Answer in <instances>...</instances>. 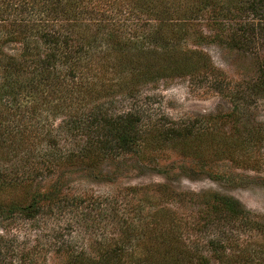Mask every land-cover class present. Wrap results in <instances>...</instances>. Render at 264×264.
Listing matches in <instances>:
<instances>
[{
    "label": "trees",
    "instance_id": "trees-1",
    "mask_svg": "<svg viewBox=\"0 0 264 264\" xmlns=\"http://www.w3.org/2000/svg\"><path fill=\"white\" fill-rule=\"evenodd\" d=\"M124 1L132 4L131 11L136 10L139 15L132 36L122 17ZM117 5H121L120 9ZM262 31L264 0H0V103L1 98L7 97L9 110L22 105L28 97L59 113L64 109L81 112L89 106L90 111H84V117L74 121L79 130L76 145L62 158L54 157L48 167L65 164L82 172L100 171L107 159L115 162L129 155L136 156L141 165L157 166L156 152L170 147L202 166L227 160L237 167H260L264 162V123L243 109L251 97L264 93V52L255 53L256 76L245 91H232L234 109L208 117L204 119L206 123L167 126L155 122L141 128L142 110L107 115L95 109L100 107V97L118 92H128L130 96L135 85L151 80L208 75L217 80L211 59L199 46L213 42L246 51ZM98 39L108 42L106 53ZM11 44L18 45V49L8 55L4 49ZM262 46L264 51V42ZM212 120L223 126L230 124L229 133L212 137L203 131ZM2 123L5 122L0 121V147L16 143L17 150L26 143L18 137L22 136L20 128L15 129L18 134L13 141L11 128L6 125L1 129ZM195 129L200 133L192 137ZM27 149L30 158L34 149ZM144 150L154 153L145 154ZM169 169L157 166L165 175ZM7 170L0 167L1 221L14 216L30 219L45 202L54 199L50 189L42 190L32 184L33 178H23L22 173L11 170L9 174ZM182 171L187 176L193 173L186 167ZM157 185L153 190L159 189L163 195L159 204L165 200L176 202L175 192L167 193L166 184ZM188 199L200 210L191 218L196 234L218 224L228 228L235 224L239 231L255 237L232 253L223 239L210 240L205 243L212 251L208 256L198 245H186L183 228L174 218L175 210L162 206L151 215L152 226H143L140 234L132 235L129 226L121 225L119 237L106 239L95 255L69 252L66 264H264V222L260 215L239 199L217 192L191 193ZM3 242L0 237V260L6 247ZM28 259L26 264L36 262L34 255ZM18 260V264H25L26 257L21 254Z\"/></svg>",
    "mask_w": 264,
    "mask_h": 264
},
{
    "label": "rangeland",
    "instance_id": "rangeland-1",
    "mask_svg": "<svg viewBox=\"0 0 264 264\" xmlns=\"http://www.w3.org/2000/svg\"><path fill=\"white\" fill-rule=\"evenodd\" d=\"M120 6L117 5L119 9ZM121 7L122 17L126 19L128 26L127 33L129 32V36L135 35L132 29H135V21L139 15L135 14L136 10L131 11L132 4L126 1ZM142 20L143 18L140 22ZM263 42L264 31L261 36L254 38L251 48L246 51L206 42L199 48L211 59L217 80L208 75L147 81L135 85L130 96L128 92H118L100 97L97 101L100 107L95 111L114 115L128 110H142L138 112L142 116L141 128L155 122L166 123L167 126L201 124L208 117L234 109L236 102L233 101L232 91H245L248 82L255 78L254 56L255 53L260 55L264 52ZM97 43L106 53L108 42L98 39ZM17 49L18 45L11 44L4 50L9 55ZM220 80L225 87L223 89H220ZM25 98L22 105L18 104L9 110L8 98H1L0 121L5 122L1 129L6 128V125L11 128L13 140L18 134L15 129L20 128L22 136L19 134L18 137H23L26 143L17 150H14L16 143L10 147H0V167L8 169L9 174L16 171L18 174L22 173L23 178H33L32 184L42 190L50 189V195L54 199L50 203H43L45 205L42 204L40 212L30 219L14 216L8 221L0 220V237L5 242L2 245L6 246L3 248L0 264H18L21 262L18 260L21 254L26 257L25 264L31 255L36 260L34 264H66L69 252L95 255L94 252L101 248L99 246H103L101 243L105 244L106 239L116 240L119 237L121 225L124 228L129 226L130 232L135 236L141 233L143 226H152L151 215L162 206L175 210L174 218L176 217L178 226L183 228L182 239L186 245H198V249H202L208 256L212 255V251L205 247V243L210 240L223 239L231 247L232 253L255 237L253 233L239 231V226L235 224L230 225V228L218 224L196 234L191 228V218L200 210L198 211L199 206L193 205L188 199L191 193L217 192L233 196L246 208L260 215L259 218L264 222V162L263 166L261 164L255 168L237 167L227 160L202 166L170 147L156 152L157 166L162 170L170 168L168 175L158 171L154 163L141 165L136 161V156L132 155L121 158L116 155L120 159L115 162L107 159L101 164L100 171L96 169L82 172L78 167H65V164L48 167L54 157L62 158L63 153L76 145L75 137H78L79 130L75 129L74 121L83 118V112L90 111L87 109L89 106L81 112L64 109L61 111L63 113H59L48 104L37 105L35 101ZM247 105L243 111L257 122L264 123V93L251 97ZM223 125L220 121L212 120L203 131L212 134V137L219 136L222 132L229 133L230 124ZM199 133L195 129L192 137ZM28 146L34 149L31 150L30 158ZM143 152L154 153L148 150ZM257 156L262 158L259 152ZM185 167L188 172L193 170V173L185 175L182 171ZM157 184H166L164 190L167 193L175 192L178 195L176 202L165 200L159 204L163 195L159 193V189L153 190ZM138 207L140 210H137ZM262 239L260 235L259 240Z\"/></svg>",
    "mask_w": 264,
    "mask_h": 264
}]
</instances>
